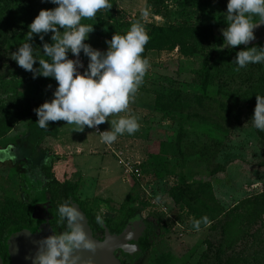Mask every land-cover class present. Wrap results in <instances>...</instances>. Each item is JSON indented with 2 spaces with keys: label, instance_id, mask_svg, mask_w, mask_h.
I'll return each mask as SVG.
<instances>
[{
  "label": "rangeland",
  "instance_id": "rangeland-1",
  "mask_svg": "<svg viewBox=\"0 0 264 264\" xmlns=\"http://www.w3.org/2000/svg\"><path fill=\"white\" fill-rule=\"evenodd\" d=\"M109 2L111 8L81 21L93 26L86 42L95 48L106 50V40L116 31L125 32L133 22L142 23L146 30L151 24L207 22L213 26V41L191 53L179 45L144 50L150 67L129 104L140 128L134 134L119 135L109 149L82 150L91 162L106 154L114 183L109 185L106 178L87 172L79 194L88 197L95 226H99L96 214L102 215L105 233L107 220L121 228L126 222L123 230L130 233V244L123 250L122 264H229L264 240V131L251 120L256 94L264 93V63L256 64L243 85L239 83L244 89L252 85V92L235 91L241 86L237 85L226 96L219 80L227 75L224 69L235 53L225 58L221 70L207 71L227 48L220 49L224 46L221 29L226 27L221 6L213 7V2L205 8L178 7L166 0L169 6L160 13L152 0ZM44 4L56 6L51 0H0V198L32 202L37 221L33 229L12 230L8 250L22 232L46 236L52 230L61 231L58 205L69 198L77 203L66 182L84 179L81 162L74 160L81 144L75 145L99 144L95 129L86 127L77 140L66 134L70 124L50 121L47 131L52 134L41 146L52 155V162L37 164L40 158L32 156L43 129L38 127L34 109L52 98L57 82L42 75L33 78L11 55L25 42L28 25ZM142 9L147 10L146 16L141 15ZM254 22H260L258 16ZM254 31L256 38L248 46L259 47L264 44V23ZM50 37L51 32L45 34L46 41L51 42ZM33 43L39 50L43 43L39 34ZM38 66L37 61L34 67ZM124 114L128 113L114 115ZM101 127L105 130L110 125L106 121ZM119 155L140 173L125 175ZM122 175L134 189L130 195L122 192L115 197L110 190L117 191L119 181L124 186ZM204 215L210 224L196 231L192 219ZM152 227L162 229V236L143 249L139 239ZM255 264H264V252Z\"/></svg>",
  "mask_w": 264,
  "mask_h": 264
},
{
  "label": "clouds",
  "instance_id": "clouds-1",
  "mask_svg": "<svg viewBox=\"0 0 264 264\" xmlns=\"http://www.w3.org/2000/svg\"><path fill=\"white\" fill-rule=\"evenodd\" d=\"M51 2L56 6L39 11L28 25L25 42L11 55L20 67L32 72L33 78L42 75L57 82L52 98L34 109L38 126L46 129L50 121L63 120L74 125L73 131L95 129L106 145L119 135L134 134L140 123L139 117L129 112V104L150 67L148 57L142 55L149 40L145 27L133 22L124 33L116 31L106 40L107 49L101 50L86 42L93 26L81 21L95 17L101 9L111 8L109 0ZM147 14L146 9L141 10L142 16ZM256 16L259 23L254 22ZM223 19L226 27L221 29L224 46L220 49L245 45L234 57L237 70L264 63V46H248L256 38L254 29L264 23V0H227ZM49 32L51 42L45 40ZM37 34L43 42L39 50L33 43ZM81 51L88 58L86 67L80 59ZM37 61L39 66L34 67ZM120 113L128 114L114 115ZM251 120L256 129L264 131V95L256 94ZM106 121L110 127L101 131L98 126ZM57 211L64 227L37 240L35 252L28 259L31 264H86L76 254L77 250L95 251L97 244L86 231L84 213L71 198L59 204ZM95 221L102 224V215L97 213ZM202 224H210L207 215L192 219L196 231Z\"/></svg>",
  "mask_w": 264,
  "mask_h": 264
},
{
  "label": "trees",
  "instance_id": "trees-1",
  "mask_svg": "<svg viewBox=\"0 0 264 264\" xmlns=\"http://www.w3.org/2000/svg\"><path fill=\"white\" fill-rule=\"evenodd\" d=\"M166 0H152L153 6L155 7L157 12L163 13L164 6L168 7L165 4ZM175 1V5L178 7H199L203 6V8L211 5L213 2V7L221 6L222 10H226L227 2L226 0H173ZM54 6L50 4H44L41 6L42 8H53ZM150 30H146L149 34V40L145 45V49L151 48H166V47H174L181 46L186 51L195 52L200 48H205L206 45H211L213 41V26L210 23H173L168 25H160V24H151L149 26ZM118 33H124L119 31ZM261 46H264L262 44ZM245 46H240L239 48H225L221 52V57L214 61L210 66H207V71L210 73L212 69L221 70L222 64L225 58L231 54L235 53V55L231 59V63L227 65L224 69V72L227 73L226 76L222 75L225 78L220 77L219 80V89L224 92V94H229L230 90H234L237 85H241L248 79V75L253 73V68L256 64H249L246 68H240L237 70V65L235 64L234 57L239 49ZM70 56V54H69ZM259 64V63H258ZM262 64V63H260ZM259 64V65H260ZM224 80V81H223ZM240 82H239V81ZM234 81V82H231ZM264 82V81H263ZM240 86L238 90L235 91H246L252 92L253 86L249 85L247 87ZM245 94H243L244 96ZM261 95H264L262 93ZM239 97V96H236ZM223 102V101H222ZM238 102V101H237ZM236 102V103H237ZM224 103V102H223ZM67 188L71 191V197L80 205L83 211L87 214L89 218L90 224L93 226L94 235L100 239H103L105 236V230L102 227V224L99 226H95L91 217H92V207L90 206L88 198H82L79 194L80 182L77 181H67ZM134 189V186H132ZM135 208H131L130 210H134ZM34 204L29 201L19 200L12 196H5L0 198V254L4 257L5 262L11 263L10 257L8 254L7 247V238L10 236L12 230L19 228H33L37 225V221L34 218ZM132 215L129 211L128 216ZM129 218H127L128 220ZM151 219V217L149 218ZM126 221V220H125ZM107 227L111 231L121 232L126 226V222L122 224V228L114 227L110 220H107ZM162 236V229L156 227L149 228L144 235L139 239V243L143 249H145L149 244L155 243L160 240ZM256 238L257 235L254 234ZM262 252H264V240L259 241L256 247L251 252H242L240 253L235 260L231 261L229 264H255ZM121 257V255H118Z\"/></svg>",
  "mask_w": 264,
  "mask_h": 264
},
{
  "label": "water",
  "instance_id": "water-1",
  "mask_svg": "<svg viewBox=\"0 0 264 264\" xmlns=\"http://www.w3.org/2000/svg\"><path fill=\"white\" fill-rule=\"evenodd\" d=\"M81 211L84 213L85 228L89 236L96 242L97 248L95 251L89 249H79L76 254H79L81 260L86 264H122L120 258L117 256L118 249L127 250L130 244V233L123 230L121 233H111L106 229L103 239L94 235V231L89 224L87 214L83 211L78 203H76ZM42 236L38 233L34 234L30 231L22 232L14 239L8 253L11 264H31L30 257L36 249V241ZM0 264H6L4 257L0 254Z\"/></svg>",
  "mask_w": 264,
  "mask_h": 264
},
{
  "label": "crops",
  "instance_id": "crops-1",
  "mask_svg": "<svg viewBox=\"0 0 264 264\" xmlns=\"http://www.w3.org/2000/svg\"><path fill=\"white\" fill-rule=\"evenodd\" d=\"M60 124L63 125V123H60ZM65 128L66 127L64 126V129ZM73 128H74V125H70L69 128L66 130V134L69 135V138L75 137V138H77V140H81V138L84 136L83 135L84 132H79V131H75V130L73 131L72 130ZM40 129H42V128H40ZM48 129L49 128L40 130V132H39V137L40 138H39V140H37V143L34 146L35 148L33 150L32 156H34L33 154H36L37 156H35V157L36 158L37 157L40 158L39 159L40 162H38L37 164H46L47 165V164L52 162V158H53L52 155L49 154L47 152V150L45 148H42V146H41V144H42V142L44 140L49 139V135L48 134H52L51 132L47 131ZM79 145H80V147H78V148L81 150L80 153H79L80 156L78 155L77 158H74V160L81 162L80 165L83 166L82 167L83 168L82 175L84 176V179L83 180L82 179L81 180L77 179L80 182L79 190H82L83 184L86 182V177L88 178V176H87L88 173L87 172H89V173L93 172L94 175L96 174L95 176H97V177L100 176V178H106L109 181V183H110L109 185H112L114 183V180L111 177L112 172H111L110 167H109V158L107 160L106 154L103 155V156L100 155L96 162H91L92 158L90 160L88 158L87 154L82 153L83 149L87 148V149L93 151V149H95L96 146H100L102 149L104 147L109 149L111 144L110 145H106V144L102 143L100 141V139H99V144L98 145H96L95 143H91L89 141L88 142L85 141L83 143H77V145H75V146H79ZM82 146H84V148ZM92 155H94V154H92ZM107 156H109V155H107ZM119 157H120V155H119ZM22 158H23V155L19 154V160H21ZM99 159H101V160L99 161ZM116 160H118V159H116ZM125 161L126 160L123 157H120L118 162H119V165L124 170L125 175H129L132 172L127 169ZM125 175H122V178L125 180L124 181V186L121 187L120 186L121 182L119 181V188L117 189V191H112L111 187L109 186V189H111L110 192L114 193L115 197H118V195H120V193H122V192H124L126 194L125 196L130 195L131 192H132V185L126 179L127 177ZM69 181H73V180H69ZM95 186H97V185L94 183L93 187H95Z\"/></svg>",
  "mask_w": 264,
  "mask_h": 264
},
{
  "label": "built area",
  "instance_id": "built-area-1",
  "mask_svg": "<svg viewBox=\"0 0 264 264\" xmlns=\"http://www.w3.org/2000/svg\"><path fill=\"white\" fill-rule=\"evenodd\" d=\"M73 58H74V57H73ZM80 59L84 62V66L86 67L88 62H87V60L85 59V56H84V54H83L82 51H81V54H80ZM80 70L83 71V68H81ZM98 127H99V129H100L101 131H103V129H102V127H101V124H100ZM125 164H126V166H127V169H128L129 171H131L132 173H134V174H136V175L140 173V171H139L138 169H134L133 165L130 164L129 162L125 161ZM137 172H139V173H137Z\"/></svg>",
  "mask_w": 264,
  "mask_h": 264
},
{
  "label": "flooded vegetation",
  "instance_id": "flooded-vegetation-1",
  "mask_svg": "<svg viewBox=\"0 0 264 264\" xmlns=\"http://www.w3.org/2000/svg\"><path fill=\"white\" fill-rule=\"evenodd\" d=\"M36 227V226H35ZM35 227H33V228H35ZM33 228H30V229H33ZM114 233H120V232H114ZM116 253H118V255H121V257H119V258H122V255H123V250L122 249H118L117 251H116ZM121 260V259H120ZM6 264H11V263H8V262H6Z\"/></svg>",
  "mask_w": 264,
  "mask_h": 264
}]
</instances>
